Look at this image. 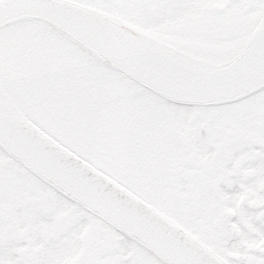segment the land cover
I'll return each mask as SVG.
<instances>
[{
	"label": "snow or ice",
	"instance_id": "snow-or-ice-1",
	"mask_svg": "<svg viewBox=\"0 0 264 264\" xmlns=\"http://www.w3.org/2000/svg\"><path fill=\"white\" fill-rule=\"evenodd\" d=\"M0 264H264V0H0Z\"/></svg>",
	"mask_w": 264,
	"mask_h": 264
}]
</instances>
